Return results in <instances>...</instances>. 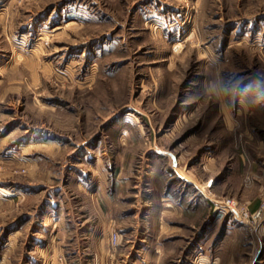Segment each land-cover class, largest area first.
I'll list each match as a JSON object with an SVG mask.
<instances>
[{
  "label": "rangeland",
  "instance_id": "rangeland-1",
  "mask_svg": "<svg viewBox=\"0 0 264 264\" xmlns=\"http://www.w3.org/2000/svg\"><path fill=\"white\" fill-rule=\"evenodd\" d=\"M258 101L264 0H0V264H264Z\"/></svg>",
  "mask_w": 264,
  "mask_h": 264
},
{
  "label": "built area",
  "instance_id": "built-area-1",
  "mask_svg": "<svg viewBox=\"0 0 264 264\" xmlns=\"http://www.w3.org/2000/svg\"><path fill=\"white\" fill-rule=\"evenodd\" d=\"M211 185L212 180L207 182V185H205V188L203 189L208 190ZM212 199L215 202V208L220 209L224 213H231L236 217L233 210H237L239 213V217L236 218L237 221L240 224L246 225L250 229L251 233L255 232L260 224L264 223V197L261 200L262 203H260V206L254 210V212L246 204L241 203L234 197H213ZM115 238H117V236H115Z\"/></svg>",
  "mask_w": 264,
  "mask_h": 264
},
{
  "label": "crops",
  "instance_id": "crops-1",
  "mask_svg": "<svg viewBox=\"0 0 264 264\" xmlns=\"http://www.w3.org/2000/svg\"><path fill=\"white\" fill-rule=\"evenodd\" d=\"M233 215V214H232ZM233 217H235L234 215H233ZM237 217H235L234 218V220L237 222V219H236ZM234 221V222H235ZM264 227V226H263ZM263 227H261L260 228V230H259V232H258V237L261 239V237H262V235H264L263 233H262V229H263ZM233 229L231 228V227H229V229H228V231H232ZM227 234L229 235V232H227ZM262 240V239H261ZM260 251H261V249H257L256 250V256L260 253Z\"/></svg>",
  "mask_w": 264,
  "mask_h": 264
},
{
  "label": "water",
  "instance_id": "water-1",
  "mask_svg": "<svg viewBox=\"0 0 264 264\" xmlns=\"http://www.w3.org/2000/svg\"><path fill=\"white\" fill-rule=\"evenodd\" d=\"M233 211H234L236 217L238 218L239 217V213L237 212V210H233Z\"/></svg>",
  "mask_w": 264,
  "mask_h": 264
},
{
  "label": "clouds",
  "instance_id": "clouds-1",
  "mask_svg": "<svg viewBox=\"0 0 264 264\" xmlns=\"http://www.w3.org/2000/svg\"><path fill=\"white\" fill-rule=\"evenodd\" d=\"M258 102H264V101H258Z\"/></svg>",
  "mask_w": 264,
  "mask_h": 264
},
{
  "label": "snow or ice",
  "instance_id": "snow-or-ice-1",
  "mask_svg": "<svg viewBox=\"0 0 264 264\" xmlns=\"http://www.w3.org/2000/svg\"><path fill=\"white\" fill-rule=\"evenodd\" d=\"M173 159H175V158H173Z\"/></svg>",
  "mask_w": 264,
  "mask_h": 264
}]
</instances>
